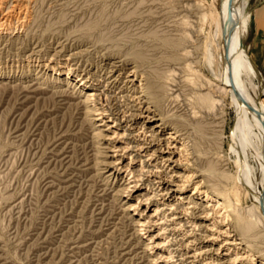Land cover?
<instances>
[{"label":"rangeland","instance_id":"374dc122","mask_svg":"<svg viewBox=\"0 0 264 264\" xmlns=\"http://www.w3.org/2000/svg\"><path fill=\"white\" fill-rule=\"evenodd\" d=\"M196 4L197 0H0L4 26L0 28V264H159L155 260L161 254L153 246L161 238L148 240L157 228L139 238L136 223L143 218L141 207L138 212L129 209L140 193L118 195L127 184L128 160H121L120 170L113 168L111 162L121 155L117 152L115 157L111 146L122 147L113 139L114 129L94 115L96 98L80 104L89 89H78L75 82L54 85L50 80L57 76L52 67L63 78L70 70L72 76L84 75L100 85L98 94L104 92L101 98L109 99L111 106L104 104L107 114L120 118L118 133L128 126L119 110L130 106L133 111L140 106L138 100L144 101L141 105L150 106L154 115L147 131L159 121L165 127L159 131L161 139L169 129H177L178 144L182 139L188 142L190 170L197 177L206 176L211 166L236 175V158L229 152L235 117L230 96L215 98L221 104L210 112L193 98L198 92L220 95L206 85L213 79L203 68L202 50L184 39L192 32ZM247 4L250 19L243 47L252 57L256 75L242 72L240 80L262 109L264 0ZM188 63L202 72L198 88ZM132 71L137 75L134 84L129 83ZM140 78L148 83L150 95L141 92ZM161 83L168 87L155 88ZM248 161L254 165L253 157ZM110 173L114 175L109 177ZM248 199L243 198L242 208L251 206ZM178 247L174 243L167 249Z\"/></svg>","mask_w":264,"mask_h":264},{"label":"bare ground","instance_id":"6f19581e","mask_svg":"<svg viewBox=\"0 0 264 264\" xmlns=\"http://www.w3.org/2000/svg\"><path fill=\"white\" fill-rule=\"evenodd\" d=\"M247 1L197 0L195 23L192 27L189 25V28H192L189 30L192 32L189 33L190 35L186 33L187 37L184 38L190 39L202 50L203 68L213 79L206 80V85L209 91L213 87L215 93L221 95L212 96L198 92L193 95L194 101L210 112L221 104V101L215 98H220L222 95L230 96L235 117L229 152L236 158L234 164L239 169L236 175H230L226 171L220 172L222 170L211 166L207 169L208 171L206 170L208 172L206 176L201 178L200 174L197 177L196 173L190 170L188 142L182 139L178 144L180 135L177 129H169L168 136L161 139L159 131H165V127L164 122L159 121L147 131L148 125L154 121V115L150 106L141 105L144 101L138 100L140 106L138 105L139 107L133 111L129 110L130 106L127 110H119L122 112L121 121L128 126L118 133L117 130L121 127L118 124L120 118L107 114L109 110L106 105L110 106L109 99L101 98L104 97L102 91L98 94L100 90L97 86L100 88V85L94 84L92 79L84 75L72 76L70 70L64 74L63 78L60 72L52 67V71L56 72L55 76L58 78L55 77L50 81L53 84L63 82L65 85L75 82L76 88L89 89V94L80 104H87L92 98H96V101L93 100V109L97 114L94 115L99 117V121L110 123L109 129H114V137H112L121 143L122 147L111 146L110 151H113L115 157L118 154L121 155L118 156L120 158H115L111 162L113 168L120 170L121 160L124 157L128 160L125 166L127 184L125 183L123 190L118 191V195L121 196L120 192L123 195L126 194L128 198L133 193H140L137 202L133 206L129 205V209L136 212L141 207L139 215L143 218L136 223L140 233L139 238L148 237L149 229L157 228L158 233L148 239L152 241L161 238V241L153 246V249H157L161 254L155 263L159 261V264H264V108L259 109L256 106L254 100L249 97L246 86H242L244 81L241 84L240 80L242 72L251 76L256 75L252 57L247 55L243 47L250 19L247 13ZM0 28L4 29V26L0 24ZM195 51L196 49L193 53ZM196 57L193 62L197 61ZM192 64L188 63L189 66H187L197 78L196 82L194 78L192 83L198 88L197 81H200L203 75L201 70L191 68ZM196 65L199 66L198 63ZM128 76L132 78L129 83L134 84L137 78L135 72H130ZM213 81L219 82L221 86L217 87ZM142 82L143 79L140 78L141 92L150 95L151 89L148 88V83ZM163 85L161 83L155 88L161 89ZM160 96L157 97L161 98ZM157 97L153 100L156 104L162 99ZM262 102L264 103V100ZM97 106L99 109H96ZM132 126L135 128L132 129ZM136 129L139 132L137 131L138 133L133 136L132 133ZM250 156L254 159L253 166L248 161ZM111 175L114 173H110L109 177ZM198 178L200 179L197 181ZM257 187H260L258 193ZM188 193L190 194L186 196ZM243 198H249L251 206L242 208ZM174 243L179 244L175 251H173L175 248L167 249ZM177 252L182 254L176 256Z\"/></svg>","mask_w":264,"mask_h":264}]
</instances>
